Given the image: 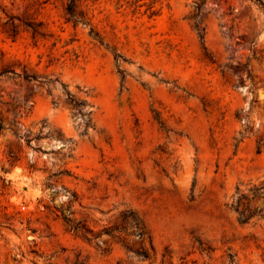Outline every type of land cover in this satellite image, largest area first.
I'll return each mask as SVG.
<instances>
[{
  "label": "rangeland",
  "instance_id": "obj_1",
  "mask_svg": "<svg viewBox=\"0 0 264 264\" xmlns=\"http://www.w3.org/2000/svg\"><path fill=\"white\" fill-rule=\"evenodd\" d=\"M69 1L0 0V264H264V220L230 208L264 179V12ZM124 208L150 259L103 233Z\"/></svg>",
  "mask_w": 264,
  "mask_h": 264
},
{
  "label": "trees",
  "instance_id": "obj_2",
  "mask_svg": "<svg viewBox=\"0 0 264 264\" xmlns=\"http://www.w3.org/2000/svg\"><path fill=\"white\" fill-rule=\"evenodd\" d=\"M264 12L263 0H251ZM197 8L198 3H194ZM67 13L70 17L74 18V22H77V15L75 11V0H70L67 6ZM32 28L33 33H38L36 27L32 24H27ZM95 36H97L95 34ZM115 58L121 57L118 54H114ZM74 107L81 109L84 105L83 100H76L69 97ZM2 124L0 121V131ZM264 147L262 139L257 145V150L260 151ZM58 173L68 174L66 169L59 171ZM260 200H264V179L258 183H249L246 190H241L237 185L230 208L236 213L237 219L240 223H248L253 218H260L264 220V206H260L257 203ZM62 220L66 223L67 227L74 233L80 235L83 239L91 240L90 234L97 238L100 236V232H94L88 227L84 220H76L74 217H68L64 212L61 213ZM103 233L111 236L116 242L128 252H132L136 256L142 259H150L154 254V246L152 243L151 235L145 224L144 219L133 209L124 208L119 211L116 216V220L113 225L107 230L103 229ZM128 237H135L136 240H130ZM202 243L199 242V248L201 251H209V247H202Z\"/></svg>",
  "mask_w": 264,
  "mask_h": 264
}]
</instances>
